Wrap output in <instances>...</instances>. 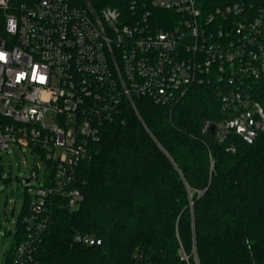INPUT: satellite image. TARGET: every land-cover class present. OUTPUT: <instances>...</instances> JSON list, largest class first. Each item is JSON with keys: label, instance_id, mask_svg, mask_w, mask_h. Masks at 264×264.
I'll return each mask as SVG.
<instances>
[{"label": "built area", "instance_id": "2783aa9c", "mask_svg": "<svg viewBox=\"0 0 264 264\" xmlns=\"http://www.w3.org/2000/svg\"><path fill=\"white\" fill-rule=\"evenodd\" d=\"M261 2L206 12L196 0H132L125 14L94 0H0V151L30 147L47 164L12 264H37L34 242L52 196L69 208L82 201L73 186L78 166L126 99L172 104L192 86L212 84L224 114L214 129L219 140L230 132L256 139L264 130ZM155 9L171 12L166 25ZM31 175L38 179L36 169Z\"/></svg>", "mask_w": 264, "mask_h": 264}, {"label": "trees", "instance_id": "16d2710c", "mask_svg": "<svg viewBox=\"0 0 264 264\" xmlns=\"http://www.w3.org/2000/svg\"><path fill=\"white\" fill-rule=\"evenodd\" d=\"M94 1L125 14L132 2ZM196 1L206 12L236 1L262 4ZM155 11L166 25L171 12ZM223 118L212 84L194 85L172 104L126 99L121 115L103 125L92 157L78 166L79 205L51 197L34 242L37 264H264V130L252 143L235 132L220 141L215 130L204 131ZM31 204L26 190L5 264L27 236ZM86 234L100 242L77 239Z\"/></svg>", "mask_w": 264, "mask_h": 264}, {"label": "rangeland", "instance_id": "374dc122", "mask_svg": "<svg viewBox=\"0 0 264 264\" xmlns=\"http://www.w3.org/2000/svg\"><path fill=\"white\" fill-rule=\"evenodd\" d=\"M33 169L38 173L35 181L31 175ZM46 173L44 158L30 147L14 144L7 152L0 151V264H5L6 252L14 242L11 232L17 226L26 190L33 201L37 187L46 182Z\"/></svg>", "mask_w": 264, "mask_h": 264}, {"label": "water", "instance_id": "95a60500", "mask_svg": "<svg viewBox=\"0 0 264 264\" xmlns=\"http://www.w3.org/2000/svg\"><path fill=\"white\" fill-rule=\"evenodd\" d=\"M212 130H214L215 129V125H211V127H210ZM27 183H29V179H27Z\"/></svg>", "mask_w": 264, "mask_h": 264}, {"label": "clouds", "instance_id": "9594fccd", "mask_svg": "<svg viewBox=\"0 0 264 264\" xmlns=\"http://www.w3.org/2000/svg\"><path fill=\"white\" fill-rule=\"evenodd\" d=\"M0 58H2V56H0Z\"/></svg>", "mask_w": 264, "mask_h": 264}]
</instances>
